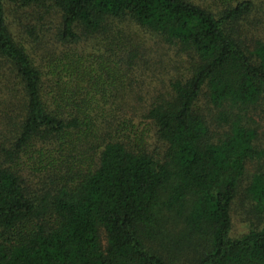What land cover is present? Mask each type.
Listing matches in <instances>:
<instances>
[{
	"label": "trees",
	"instance_id": "1",
	"mask_svg": "<svg viewBox=\"0 0 264 264\" xmlns=\"http://www.w3.org/2000/svg\"><path fill=\"white\" fill-rule=\"evenodd\" d=\"M110 21L184 60L154 101L135 49L87 55ZM262 103L264 0H0V264H264Z\"/></svg>",
	"mask_w": 264,
	"mask_h": 264
},
{
	"label": "rangeland",
	"instance_id": "2",
	"mask_svg": "<svg viewBox=\"0 0 264 264\" xmlns=\"http://www.w3.org/2000/svg\"><path fill=\"white\" fill-rule=\"evenodd\" d=\"M10 21L14 23L15 30H20L18 25L24 27L22 19L17 16L9 17ZM52 26H50L51 28ZM111 33L102 37H96L84 46L87 55L96 52L99 54L102 50L111 43V39L118 42L120 46L125 49H135L138 53V67L135 68L134 75L136 76L138 87L141 85L140 97L142 102L154 101L150 92L153 90H160L168 88L171 78L177 76L179 73L178 67L184 62L180 58V54L166 43H163L160 38L154 36L147 30H144L133 23L110 21ZM54 34V30L51 31ZM51 34V37H52ZM250 119L254 122V127L258 133V141L262 142V133L264 132V103L261 106L250 109ZM135 125L143 128L139 124V120L135 119ZM146 146L150 152H156L162 155L164 146L157 140V137L148 126L146 128ZM255 163H248L246 175L242 184L237 189V195L233 201L231 218H232V237H238L245 233L250 226H256L259 222L251 212V207L245 193V189L256 171Z\"/></svg>",
	"mask_w": 264,
	"mask_h": 264
}]
</instances>
